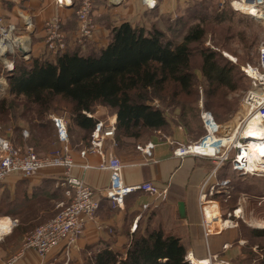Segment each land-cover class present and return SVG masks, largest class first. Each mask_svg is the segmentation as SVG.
Segmentation results:
<instances>
[{
  "label": "crops",
  "instance_id": "obj_1",
  "mask_svg": "<svg viewBox=\"0 0 264 264\" xmlns=\"http://www.w3.org/2000/svg\"><path fill=\"white\" fill-rule=\"evenodd\" d=\"M71 1L72 4L69 6H59L57 0H0V17L4 18L6 24L14 25L19 34L28 33L22 36L26 37L27 41L26 44H21V47L30 50V58L43 56L52 58L54 55H50L46 46L45 30L46 21L52 17L59 16L62 19L67 49L78 45L75 37L78 28L76 10L80 0ZM152 1L154 0H150ZM192 1L158 0L152 26L157 24L163 27L164 23L161 20L163 17L169 13L179 12V5ZM147 9L142 0H124L121 3L95 0L93 11L96 21L95 45L105 42L106 46L113 28L122 22L128 21L146 27L150 22ZM200 106L204 109L202 101ZM205 112L210 113L218 123H222L211 111L204 109L201 114ZM231 120L234 119L225 121L236 126ZM204 130L206 133L205 126ZM162 131L164 130H158V133ZM154 136L144 143L146 145L141 144V140L131 141L129 143L131 149L127 155L118 147L115 136L113 139L105 140L100 152L81 156L79 150L71 151L76 166L71 168L70 174L90 184L101 201V208L95 218L87 222L82 237L72 248L71 254L74 256L73 259L78 261L77 264L86 263L87 260L95 264L96 256L105 250L122 252L126 249L127 252L136 230L161 229L167 235L180 238L187 252L198 260L210 258L213 263L218 260V253L229 244V235L233 228L215 232L213 227L217 228L218 224L215 223L217 218L212 221L213 214L205 219L204 209L201 207V196L207 191L204 189L202 192L203 186L206 188L205 181L225 163L217 165L219 162L217 160L194 154L180 157L174 153L173 144L166 139L154 141L152 140L156 139ZM194 141L192 139L189 143ZM149 143L154 146L148 150L144 146ZM116 154L121 157L123 163L122 179L125 185L152 182L158 188V193L135 191L125 197L122 205L114 206L112 200L104 194L110 186L111 172L108 169H100L98 165L102 155L117 156ZM66 171L64 167H50L29 177L12 174L0 183V213H3V217L0 218L8 219L9 223L8 230L4 235H0V244L10 237L8 235L12 232L11 218L15 219L17 214L21 213L23 221L21 223H25L28 228L36 227L53 217V211L55 212L59 203L68 199L61 185ZM180 202L185 204L184 216L180 213ZM209 202L213 201L205 202L208 212H217L208 204ZM207 223L210 225L209 233ZM16 224L14 229L18 226ZM204 224L207 233L205 238L202 237ZM135 225L136 229L133 230ZM218 227L222 228L219 225ZM65 245V242L61 243L47 255L48 263L65 264ZM20 249L21 246L11 253L12 249L8 247L0 248V264H8V259ZM24 255L25 257H20L14 264L34 262L36 264V261H40L35 250L28 249Z\"/></svg>",
  "mask_w": 264,
  "mask_h": 264
},
{
  "label": "trees",
  "instance_id": "obj_2",
  "mask_svg": "<svg viewBox=\"0 0 264 264\" xmlns=\"http://www.w3.org/2000/svg\"><path fill=\"white\" fill-rule=\"evenodd\" d=\"M201 20L203 24L189 25L178 41L166 39L164 31L156 27L147 30L122 22L113 28L109 43L100 50L93 46L83 52V47L78 44L52 58L21 59L9 73V92L26 102L25 113L35 108L41 118V121L31 123L29 137L32 143L38 146L44 139L54 140V121L45 119V116L57 109L62 100L70 104L75 124L88 133L100 120L93 114L97 104L116 112L119 146L140 141L146 130L154 133L166 130L169 122L155 101L166 102L167 93L172 100L178 101V97L184 94L189 98L188 102L179 101L184 107L185 103H195L200 93L193 58L197 49L195 45L203 43L207 35L208 17ZM181 21L178 17L174 24ZM199 52L202 59L200 69L209 81L204 87V109L217 118L216 95L223 88L236 89L232 81L235 68L231 63L222 65L216 51L210 48ZM7 104L9 108L12 106L8 98L2 99L0 110L5 111ZM122 139L126 144L120 142ZM138 233L136 230L133 234L125 257L120 252L105 250L96 256V264H190L180 238L167 235L161 229L149 230L147 235Z\"/></svg>",
  "mask_w": 264,
  "mask_h": 264
},
{
  "label": "rangeland",
  "instance_id": "obj_3",
  "mask_svg": "<svg viewBox=\"0 0 264 264\" xmlns=\"http://www.w3.org/2000/svg\"><path fill=\"white\" fill-rule=\"evenodd\" d=\"M222 1L223 0H193L190 3L181 4L178 7L179 12L169 13L161 19L162 23H164L163 27L157 24L152 26V21L155 17L154 11L158 6V0H156L153 8H149V10L147 9L150 22L146 27H143L147 30H153V27L163 30L166 39L181 40L189 25L197 23L203 24L201 18L205 17H208V22L206 23L207 35L204 38L203 43L195 45L197 46V49L195 50L193 58L195 73L198 83H200L198 86L200 92L198 98L195 103H193L194 105L192 103L190 105L185 103L186 106L184 107L188 106L186 110H184L185 108L179 104V101L188 102L189 98L184 94L178 97V101L172 100L170 93H167L168 96H166V102L161 101L160 103L159 101H155V104L160 106L164 111L169 124L166 130L160 132V134L158 132L154 133L146 130L143 133L144 138L140 139L142 141L141 144L146 145L144 143L150 137L155 135L154 137H156V139L151 138L152 140H168L175 146V152L176 148L187 145L190 140L193 139L199 141L205 137L206 133L203 128L204 121L201 117L202 110L204 109L203 106H200V102H204V87L207 86L209 81L203 76L200 69L202 59L199 50H202L203 48H210L211 50L216 51L218 54V60L222 65L228 63L234 65L235 69L233 71L234 77L232 81L236 84V89L227 90L226 88H223L224 90L216 95L218 98L216 99L215 106L216 111L219 114H217V116L222 122L220 123L221 125L224 126L228 124V122L225 121L227 119H234L236 122L231 120V123H236L235 130L240 127L242 119L245 116L243 97L249 89H252V81L248 78L244 70L248 65L254 66L257 64L259 49L264 44V21L251 18L242 12L233 10L229 0H226V4H223ZM143 4L147 7L145 3ZM178 17L182 19V21L180 24L176 25L174 24V20ZM132 25L134 27H141L139 24ZM13 34L16 35V37H20L27 35L28 33L19 34L16 30V33L14 32ZM110 37L111 35L109 36V40ZM94 39L95 34L93 38L85 39L83 42H80L78 38H76V41L83 47V52H87L89 48H93V46H96L98 50H100V47H103L105 42L95 45ZM72 48H75V46H72ZM50 55L53 54L51 53ZM2 58L3 57L0 56V101L4 98H8L12 106L9 108L7 104L5 111L0 110V137L9 140L15 147L22 151L31 146L41 157L52 155L56 151L62 150L63 143L58 140L56 128L53 130V141L44 139L38 146H35L32 143V140H30L31 137L29 136L32 129L31 123H37L41 121V118L38 116L35 108H30L25 113L27 110V107L25 106L26 102L21 99V97L15 98L10 94L8 76L13 69L8 68L9 65ZM7 58L13 63L14 68L18 62H21V59H24V56L19 49H16L8 52ZM26 58L27 57H25V59ZM27 59L31 58L29 57ZM221 104L224 105V108ZM192 105L193 109H191ZM194 106H197V108L195 107L196 109H194ZM69 108L70 104L62 100L59 102L57 109L47 113L45 119H52V117L64 118L67 121L70 151H73V149L79 150L78 152L80 154L84 147L90 145V142L92 141V132L88 133L75 124ZM198 108H201V110L199 111ZM227 110H229V112H227ZM93 114L95 118H100L101 121H109L113 118L116 112L103 104H97L94 108ZM172 134L176 138H174ZM89 136H91L90 142L86 144V139L89 138ZM120 142L123 143V145L126 144L125 139L120 140ZM118 147L122 148L125 155H127V152L131 149V145L128 146V144L125 146H119L118 144ZM117 157L121 160L120 156L117 155ZM224 160L222 163H225V165L221 166L219 171L217 170L213 175L209 176V182L205 188L208 194L206 200L216 201L209 202L208 204L217 212L214 211V213H209L207 208H205L207 204H205L203 215L205 219H208L214 214V216H211L212 221L221 217V219L232 223L231 226L229 225L222 228H219L218 225L217 228L213 227L215 232H219L224 228L233 229L230 231L229 244L225 245V249L218 253V260L213 263L209 258L205 259L210 261L209 264H264V173H243L245 171L234 169L232 166V159H229L228 161ZM226 180L231 182L225 184L224 181ZM215 182L219 183V185L212 190L211 187L213 184L216 185ZM59 209L60 208L58 207L55 212L53 211V217L58 213ZM238 209H242V215L240 213L238 214L239 216L236 215L235 212ZM0 217H3V213H0ZM17 218L19 219V222ZM11 220L12 232L8 235L10 237L0 244L1 249L2 247L12 249L11 253H14L20 246L22 249L26 237L37 227L47 222H43L33 228H28L24 225L25 223H21L23 222L21 220V213L17 214L15 219L14 217L11 218ZM15 223H17L18 226L14 229ZM145 230L146 229H144V231H139L137 235L144 233L147 235V231L150 229ZM207 230L209 233L210 225L208 223ZM253 230L259 232L255 233ZM82 235L77 238L73 245L69 247L65 245V252L68 251V253H65V264L78 263L76 259H73L74 256L71 252L73 250L72 248L76 245V242L82 237ZM206 236V230L203 229L202 237L205 238ZM205 241L206 239L204 242ZM129 245H131V243ZM36 253L38 254L37 259H40V261H36V264H51L48 263L47 256L42 257L37 251ZM120 253L122 257H125L127 254L126 249ZM24 254L21 255V258L25 257ZM188 255L190 256L191 253L187 252L185 257ZM192 258L198 260L194 255H192ZM201 260L199 261L201 262ZM83 264L92 263L91 260H87L86 263Z\"/></svg>",
  "mask_w": 264,
  "mask_h": 264
},
{
  "label": "built area",
  "instance_id": "obj_4",
  "mask_svg": "<svg viewBox=\"0 0 264 264\" xmlns=\"http://www.w3.org/2000/svg\"><path fill=\"white\" fill-rule=\"evenodd\" d=\"M111 1L121 3L124 0ZM142 2L149 9L154 7L156 0L152 2L142 0ZM229 2L233 10L242 12L251 18L264 21V0H229ZM57 3L59 6H69L72 4V1L57 0ZM222 3L226 4V0H223ZM236 3H243L247 7L243 9ZM94 6L95 0L79 1V6L76 10L78 21L76 38L80 42L93 38L96 32V22L93 15ZM9 29H12L16 33V27L12 24H6L4 18L0 17V40L6 37ZM45 30L47 33L46 46L53 55H57L59 52L67 49V38L62 28V19L59 16H54L47 20ZM8 52L10 51L6 52V58ZM8 65V68L13 69L14 65L12 62ZM244 71L252 81V89H249L243 97L245 116L242 119L240 127H238L240 130L246 127L252 117L260 115L264 118V44L259 49L257 64L254 66L248 65ZM88 116L93 117V114L88 113ZM202 118L206 128L205 137L199 141L190 142L187 145L176 148L174 153L180 157L187 156L191 153L192 146L196 149L198 146H203L202 144L207 139L213 140V137L222 138L223 135H226L231 141L229 143L221 141L218 145L212 147L216 151L214 155L203 154L196 150L195 155L204 156L215 161L217 160L219 161L217 165H221L224 159L227 161L232 159V166L235 169L238 166V154L244 150L243 147L247 145V140L241 134L239 135L238 128L236 129L237 131L235 130L232 133L229 128L225 131L226 127L215 121L214 117L208 112L203 113ZM52 119L57 130L58 140L63 143L62 150H58L52 155L41 157L31 146L24 151L19 150L9 140L0 137V183L12 174L29 177L50 167H64L67 170L61 185L64 187L68 200L60 202L58 205L60 208L58 213L26 237L22 249L8 259V264L16 263L28 249H34L40 256L45 257L63 242L68 247L73 245L77 238L83 234L87 222L95 218L98 210L101 208V201L97 197L94 188L79 177L70 174V170L76 166V162L70 151L67 121L61 117H52ZM116 129V114L109 121L99 120L92 131L90 145L82 149L80 155L85 156L88 153L100 152L105 140L114 138ZM153 146L152 143H149L146 147L149 150ZM188 151L190 153H187ZM98 166L100 169H108L111 172L110 186L105 190L104 194L112 200L114 206L122 205L125 197L135 191L141 190L158 193V188L152 182H144L134 186L125 185L122 179L123 163L117 156L102 155V160ZM208 182L209 179L205 181L206 186ZM229 182V180L224 181L225 184ZM217 185L219 183H216V185L213 184L211 187L212 190ZM204 189L205 186H203L202 192H204ZM207 195V192H204L201 196L202 210L205 207L206 201L215 202L214 200H206ZM204 225L206 230V224ZM132 229H136V225ZM186 258L190 264H195L189 255Z\"/></svg>",
  "mask_w": 264,
  "mask_h": 264
},
{
  "label": "bare ground",
  "instance_id": "obj_5",
  "mask_svg": "<svg viewBox=\"0 0 264 264\" xmlns=\"http://www.w3.org/2000/svg\"><path fill=\"white\" fill-rule=\"evenodd\" d=\"M150 1V0H148ZM238 6H240L243 9H246L247 6H244L243 3H236ZM13 30L9 29L8 33L6 34L5 38H2L0 40V56L2 55V59L5 60L7 64L10 63V61L6 58V52L7 51H14L18 49V47L21 46V44H26L27 38L26 37H16V35L13 34ZM26 50H29L28 48L23 47ZM228 128L231 130V133L234 131L236 126H233L232 124L227 125L225 128V131L228 130ZM239 131V135L241 134L243 138H245L246 144L243 151H241L238 154L239 161H237V165L235 167L236 170H243L245 172L243 173H264V118L260 115L252 117L248 124L246 125L245 128L240 130L239 128L237 129ZM236 130V131H237ZM209 140L207 139L203 146H198L196 149L194 146H192L191 153L188 151L187 153L194 154L195 155V150L197 152H202L203 154H215L216 151L212 148L218 145L221 141H225L229 143L231 139H228V136L223 135L222 138H215ZM242 215V209H238L236 211V215L239 216L238 214ZM217 214V213H215ZM8 220V219H7ZM7 220H1L0 219V235H4V233L8 230V221ZM216 224H218L221 227L225 226H231L230 221H225L221 219V217H218L217 220L215 221ZM12 226V225H11ZM190 259L195 263V264H209L211 260L209 258L205 260H199L193 259L192 254L190 255Z\"/></svg>",
  "mask_w": 264,
  "mask_h": 264
},
{
  "label": "water",
  "instance_id": "obj_6",
  "mask_svg": "<svg viewBox=\"0 0 264 264\" xmlns=\"http://www.w3.org/2000/svg\"><path fill=\"white\" fill-rule=\"evenodd\" d=\"M18 49L21 51V53H22V55L24 56V57H27V58H29L30 57V50H26V49H24L23 47H18ZM179 209H180V213H181V215H185V204L183 203V202H180V204H179Z\"/></svg>",
  "mask_w": 264,
  "mask_h": 264
}]
</instances>
